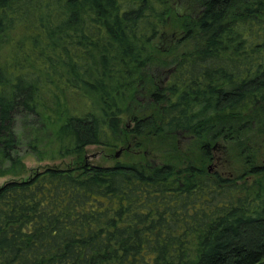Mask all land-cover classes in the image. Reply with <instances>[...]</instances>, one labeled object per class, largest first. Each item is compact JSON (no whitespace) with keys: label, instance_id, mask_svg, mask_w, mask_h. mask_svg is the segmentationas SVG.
Returning a JSON list of instances; mask_svg holds the SVG:
<instances>
[{"label":"trees","instance_id":"obj_1","mask_svg":"<svg viewBox=\"0 0 264 264\" xmlns=\"http://www.w3.org/2000/svg\"><path fill=\"white\" fill-rule=\"evenodd\" d=\"M20 117L75 160L0 187V264H264V0H0L2 173Z\"/></svg>","mask_w":264,"mask_h":264},{"label":"rangeland","instance_id":"obj_2","mask_svg":"<svg viewBox=\"0 0 264 264\" xmlns=\"http://www.w3.org/2000/svg\"><path fill=\"white\" fill-rule=\"evenodd\" d=\"M172 36L177 40L181 33L179 34H172ZM164 46V45H163ZM152 72H157L158 74L161 73L160 81L161 83L167 79V73L169 70H171V66L168 67H159V66H153ZM156 79H158L157 76H155V82ZM142 104L146 103L147 98L146 97H139ZM37 123L35 118L29 117V118H17L16 124H15V131L18 137L21 141V148H20V160L21 165H17L14 171H9L7 173L0 172V187L4 185L6 182L13 181V180H25L29 178L33 173L36 171L42 170L46 167H67L73 163L75 160L74 157H67L60 159L58 157L51 156L52 148L51 143H49L52 139V132L50 130L47 131L48 135L46 134L44 136V140L48 139V145H42L43 152L46 155H43L42 158H40L38 155L35 156L31 153L30 145H33L34 137L37 135L42 137L43 131H40L41 127L40 124ZM125 126L130 128L132 126L131 121L128 119H125ZM35 132V133H34ZM135 140L131 141L128 144V148L125 149H116L111 150L103 147L98 146H89L86 148L85 157L89 163L95 164V165H104V166H113L116 163H124L127 160H135L137 158L143 157L144 155L147 156V158L150 159H156L161 161V154L156 152L155 150L145 152L134 150V143ZM189 141L185 139H181L177 141V144L180 149L185 148V146L189 145ZM263 148V147H262ZM263 150V149H262ZM261 150V151H262ZM120 152V155L117 157V153ZM48 155V156H47ZM10 167L9 164H6L0 168L5 169ZM210 172H213L214 163L209 166ZM218 171H221L223 175L230 176V175H236L240 174L243 167L241 166V163H236L235 159L230 157L229 163L226 165L225 162L223 164H218V167L215 168Z\"/></svg>","mask_w":264,"mask_h":264},{"label":"water","instance_id":"obj_3","mask_svg":"<svg viewBox=\"0 0 264 264\" xmlns=\"http://www.w3.org/2000/svg\"><path fill=\"white\" fill-rule=\"evenodd\" d=\"M116 155H117V157H118V156L120 155V152H119V153H117Z\"/></svg>","mask_w":264,"mask_h":264}]
</instances>
